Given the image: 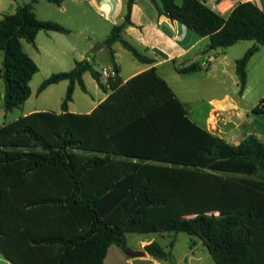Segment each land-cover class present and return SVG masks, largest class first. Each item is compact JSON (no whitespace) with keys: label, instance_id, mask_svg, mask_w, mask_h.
Here are the masks:
<instances>
[{"label":"trees","instance_id":"obj_1","mask_svg":"<svg viewBox=\"0 0 264 264\" xmlns=\"http://www.w3.org/2000/svg\"><path fill=\"white\" fill-rule=\"evenodd\" d=\"M151 1L160 13L209 37L212 49L254 41L236 62L245 91L248 64L264 46V10L244 2L224 17L200 0H160L161 8ZM37 2L0 20L5 114L31 97L30 82L40 70L22 41L36 46L41 31L70 33L40 20ZM133 3L127 1L124 21L104 41L114 73L106 83L87 59L77 61L38 89L41 94L68 81L62 113L37 112L0 126V250L13 264H104L109 248L121 247L126 234L159 233L172 235L168 250L154 241L146 253L175 264L176 236L188 233L203 241L215 264H264V142L249 136L233 145L194 123L156 68L122 80L116 42L139 62H155L122 37ZM85 72L111 93L90 114L70 113L76 85L87 92ZM262 103L253 113L264 114Z\"/></svg>","mask_w":264,"mask_h":264},{"label":"crops","instance_id":"obj_2","mask_svg":"<svg viewBox=\"0 0 264 264\" xmlns=\"http://www.w3.org/2000/svg\"><path fill=\"white\" fill-rule=\"evenodd\" d=\"M31 1L32 0H0V20L4 15L14 14L19 6ZM127 1L128 0H61L60 5H55L61 16H64V20H46L39 15V8L45 7L42 2L54 4L45 0H38L35 4L34 11L40 20L58 23L70 30V33L64 34V36L74 37L75 39L66 41L69 48L68 52H80V58L74 60L73 67L70 68L71 70L74 69L77 61L87 59L91 63L92 58L89 54L91 48L96 43H102L103 47L97 52L106 49L108 61H104V65L100 69L95 68V66L91 64L99 72H102L104 69L112 71L111 49L104 45V41L109 36L112 28L124 21ZM156 1L161 8L160 0ZM183 1L184 0H176V3L181 4ZM206 1L208 2L207 6L217 13L213 5L214 0ZM238 2L239 4L254 2L264 10V0H238ZM222 16L227 17L228 15ZM131 22L132 23L128 25L122 33L123 39L134 46L140 53L154 59L155 62L153 64L142 63L141 67L130 71L128 76L124 77L119 57L120 55L126 54L128 50L125 49L120 42H116L112 46V50L114 51L116 63L120 68L119 75L124 82L141 72L156 68L158 74L170 85L178 99L186 105L189 117L191 113L194 115L199 109L196 108L195 105H192L193 102L191 103V101H188L186 98H188V96H203L201 99L196 98V105L201 103L204 104V117L201 122L193 120L190 117L194 123L233 145H238L249 136H255L264 142V120H261L264 114L253 113L254 108L264 98V94L262 98H255L256 92L264 90V56L261 57L256 64L254 63V67H251L256 56H259L264 51V46H260L258 52L251 58L248 64L247 85L245 91L241 94L239 79L236 72V62L254 46V41H247L250 43L244 46L240 44L246 41H240L228 48L212 49L209 37H201L178 21L172 20L165 14L160 13L151 0H134ZM50 34L56 33L51 32ZM2 63L3 54L0 51V74ZM194 65L198 67L194 72L186 74L179 72L181 69ZM83 80L87 92L92 95V97L97 96L98 100L86 103L80 108H75L73 105V98L68 106V112L70 113L90 114L105 101L111 93V90L104 92L90 72L84 73ZM102 80L106 83L107 79L102 76ZM0 81L3 80L0 78ZM32 82L33 79L30 82L32 95L20 107L24 108L21 114L13 120L7 117L10 113L5 114L3 110L4 92L3 95L0 96V126L4 124L5 119L11 122L20 117L37 112L62 113L61 108L54 111L33 105L25 111V106L34 93ZM63 82L67 89L69 82L65 80L60 83ZM91 82L95 83L94 96L88 86V83ZM52 86L53 85L49 86L45 91ZM77 86L79 85H76L75 90ZM45 91L39 95H42ZM154 241H158L155 236L141 238L137 241V248L135 250L141 247L145 248V246ZM192 242L194 246H190L192 256L189 258V262L190 260H196L199 264H202L204 260L203 257H195L194 249L200 245H205L203 241L199 239H192ZM146 258L153 260V264H167L155 260L148 254ZM132 261V259L125 255L121 247L114 245L109 248L104 264H132Z\"/></svg>","mask_w":264,"mask_h":264},{"label":"rangeland","instance_id":"obj_3","mask_svg":"<svg viewBox=\"0 0 264 264\" xmlns=\"http://www.w3.org/2000/svg\"><path fill=\"white\" fill-rule=\"evenodd\" d=\"M45 7L39 8V15L46 19V20H58L62 19L64 20V16H61L59 10H57V6L55 4H48L47 2H42ZM51 32H45L41 31L37 38H36V46H33L29 43H27L25 40L22 41L24 51L37 63L39 67V72L34 76L32 87L34 90L32 98L29 100V102L25 106V111L29 107L33 106H39L44 107L45 109L54 110L57 111L61 108V104L64 100L65 94H66V86L63 83L55 84L52 87H50L45 93L42 95L38 94V89L40 85L48 79L52 74L56 73H62V72H69L73 67L74 60L80 58V52L76 51L74 53H69L68 46L66 41L75 39L74 37H68L64 36L62 33L55 32L56 34H50ZM250 42H242L240 45L244 46L245 44ZM100 43H96L91 48V51L89 52L92 61L91 63L95 66V68L100 69L104 65V61H108V54L106 49L96 52H93V49ZM126 51V50H125ZM3 54V52H2ZM264 56V51L259 55L256 56L254 62L251 64V67H254L256 62ZM120 63L123 68V76L127 77L129 72L132 70H136L139 67L142 66V63L139 62L137 59L134 58V56L126 51V54L120 55ZM255 63V64H254ZM262 63V62H261ZM260 63V64H261ZM89 90L93 93V96L95 94V83L91 82L88 83ZM4 92V83L3 81H0V96L3 95ZM264 94L263 91L256 92L255 98L259 97L262 98ZM74 106L75 108H80L82 105H85L86 103L97 101L98 97L90 95L88 92H84L80 86H77L75 93H74ZM203 98V96H188L186 98L188 101H191L192 105H195L196 108L199 110L194 113V115H190V117L193 120H196L198 122H201L202 118L204 117L205 113V106L203 103L196 105L197 99ZM24 108L16 109L10 114L7 115V117L10 120H13L17 116L21 114ZM264 120V115H262L261 120ZM8 120L5 119L4 123H7ZM149 236H155L162 244L163 247H165L166 250H168V245L172 239V235L170 234H126L125 235V242L126 246L130 249L135 250L137 248V241L141 238H146ZM177 237V236H176ZM192 239H198L194 236H191L188 233H179L177 237V242L175 248H173L172 253L174 256L175 264H199L196 260H190L189 258L192 256V253L190 251V246L192 244ZM137 250H143L144 248H140ZM146 252V251H145ZM194 256L195 257H203L202 264H215L211 254H209V250L206 246L200 245L199 247H196L194 249ZM129 258V257H128ZM188 258V259H187ZM0 264H3V262L0 261Z\"/></svg>","mask_w":264,"mask_h":264},{"label":"built area","instance_id":"obj_4","mask_svg":"<svg viewBox=\"0 0 264 264\" xmlns=\"http://www.w3.org/2000/svg\"><path fill=\"white\" fill-rule=\"evenodd\" d=\"M204 4H208L206 0H200ZM214 8L220 15H229L231 12L239 5L238 0H214ZM113 71H110L108 69L102 70V76L104 78H109L113 76ZM261 107L264 108V103L261 104ZM0 261L3 262V264H13L0 250Z\"/></svg>","mask_w":264,"mask_h":264},{"label":"water","instance_id":"obj_5","mask_svg":"<svg viewBox=\"0 0 264 264\" xmlns=\"http://www.w3.org/2000/svg\"><path fill=\"white\" fill-rule=\"evenodd\" d=\"M103 47V44H98L94 49L93 52L96 53ZM125 255L132 259V264H153V260L147 259V253L143 250H133L126 246V242L124 241L121 245Z\"/></svg>","mask_w":264,"mask_h":264}]
</instances>
